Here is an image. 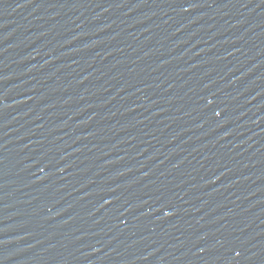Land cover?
I'll use <instances>...</instances> for the list:
<instances>
[{"label":"water","instance_id":"1","mask_svg":"<svg viewBox=\"0 0 264 264\" xmlns=\"http://www.w3.org/2000/svg\"><path fill=\"white\" fill-rule=\"evenodd\" d=\"M0 264H264V0H0Z\"/></svg>","mask_w":264,"mask_h":264}]
</instances>
